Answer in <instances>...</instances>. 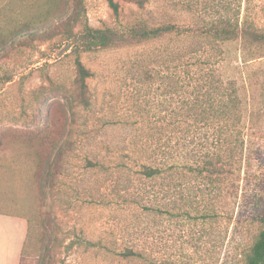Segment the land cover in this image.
Returning a JSON list of instances; mask_svg holds the SVG:
<instances>
[{"label": "rangeland", "instance_id": "1", "mask_svg": "<svg viewBox=\"0 0 264 264\" xmlns=\"http://www.w3.org/2000/svg\"><path fill=\"white\" fill-rule=\"evenodd\" d=\"M56 1L0 0V212L32 220L35 232L24 264L240 263L260 229L251 213L264 205V130L255 138L249 176L236 199L228 184L222 188L190 173L145 178L139 173L145 157L135 151L141 131L138 103L147 90L142 73L169 45L168 38L82 52V63L93 73L85 94L89 105L83 106L74 84L75 54L56 35ZM116 1L118 16L105 0H80L82 20L93 28L125 29L138 19L197 28L237 1L240 16L264 27V0H147L143 8L132 0ZM62 2L68 13L72 0ZM24 23L43 32L17 45L11 38ZM206 50L220 61L222 78L236 82L246 101L247 127L249 75L257 86L264 81V56L254 58L240 39ZM154 86L146 98L161 102L164 97ZM157 101L150 107L155 105L158 120L165 112L154 113ZM43 117L54 126L63 123L72 143L63 171L50 186L34 178L30 147L13 134H1L6 127L35 130ZM56 240L58 247L51 249ZM127 248L132 255H126Z\"/></svg>", "mask_w": 264, "mask_h": 264}, {"label": "trees", "instance_id": "2", "mask_svg": "<svg viewBox=\"0 0 264 264\" xmlns=\"http://www.w3.org/2000/svg\"><path fill=\"white\" fill-rule=\"evenodd\" d=\"M105 1L118 16L119 3L116 0ZM132 1L139 8L147 2ZM72 2L70 11L66 13L62 0L56 1V35H60V42L67 43L75 54L74 84L79 89V102L83 106L89 105L85 94L87 79L93 75L80 59L82 52L137 46L168 38L169 45L148 60L152 66L142 73L147 90L140 94L142 98L138 103L141 112L138 130L141 131L135 151L145 158L139 160V173L149 179L165 173L183 178L185 173H190L222 188L228 184L236 199L239 189L243 188L241 182L249 176L256 153L255 138H262L264 130V81L257 86L249 75L251 108L245 127L246 101L235 81L222 78L218 70L220 61L211 59L206 49L207 46L240 39L243 48L255 55L254 58L263 57L264 27L258 26L245 14L240 16V2L236 1L233 8L225 7L224 11L208 16L209 19L197 28L181 26L171 20L153 23L145 19H138L125 29L116 26L93 28L82 20L80 0ZM41 32L24 23V28L16 31L11 41L24 45L40 37ZM217 52L220 56L222 49L219 47ZM153 83V88L164 97L161 102L146 98ZM259 89L262 93L258 92ZM137 91L139 93L141 89ZM152 99L157 101L154 113L165 112L159 115L158 120L152 113L155 105L150 107L154 103ZM40 122V127L32 131L6 127L1 134H13L30 147L35 158L34 178L42 186H50L49 180L55 174L57 180L63 171L72 143L64 134L63 123L56 121L54 126L46 117ZM251 216L260 224V229L238 264H264V205L257 211L253 210ZM26 220L28 228L20 264H24L26 248L35 232L32 220ZM85 243L99 245L98 242ZM52 244L51 249L59 245L57 240ZM125 252L126 255L133 254L130 248Z\"/></svg>", "mask_w": 264, "mask_h": 264}, {"label": "crops", "instance_id": "3", "mask_svg": "<svg viewBox=\"0 0 264 264\" xmlns=\"http://www.w3.org/2000/svg\"><path fill=\"white\" fill-rule=\"evenodd\" d=\"M27 228L24 215L0 212V264H20Z\"/></svg>", "mask_w": 264, "mask_h": 264}]
</instances>
